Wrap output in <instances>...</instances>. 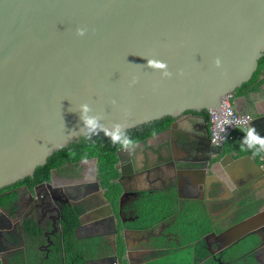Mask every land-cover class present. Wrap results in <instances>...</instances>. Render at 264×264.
<instances>
[{"label":"water","instance_id":"water-1","mask_svg":"<svg viewBox=\"0 0 264 264\" xmlns=\"http://www.w3.org/2000/svg\"><path fill=\"white\" fill-rule=\"evenodd\" d=\"M77 28L86 34L77 36ZM263 56L264 0H0V188L85 136L78 112L84 103L101 123L127 130L171 116L164 133L192 116L208 141L200 112L231 97ZM147 58L166 62L172 78L147 68ZM133 78L138 82L130 86ZM210 146L220 162L233 159L223 144ZM116 155L124 193L122 165L130 155L120 149ZM86 161L95 177L97 159L79 165ZM199 169L203 179L205 168ZM54 171L34 186L36 196L54 185Z\"/></svg>","mask_w":264,"mask_h":264},{"label":"crops","instance_id":"crops-1","mask_svg":"<svg viewBox=\"0 0 264 264\" xmlns=\"http://www.w3.org/2000/svg\"><path fill=\"white\" fill-rule=\"evenodd\" d=\"M261 77H264V68ZM263 88L262 84L261 89ZM263 98V91L251 93L249 96L230 97L236 111H245L253 115L252 119H256L253 122L254 127L260 135H264ZM199 122L200 120L195 117L183 116L174 122L167 133L156 134L148 141V145L155 147L157 151L146 155L148 163L153 164L154 169L139 170L143 166L145 156L142 154V147L139 151L135 150L132 155L133 168L130 167L131 158L122 165L123 183L127 186L133 184L144 187L153 182L157 185L155 194L163 192L174 195L177 210L169 218L183 225L179 230L181 232V229H184L186 249L190 256L194 255L192 264L205 262V258L196 261L200 252L198 250L205 253L204 249H208L210 254L217 251L216 238L221 240L220 251L234 250L236 255L233 264H264V159L262 156H252L251 152L230 150L233 159L223 157L220 162L219 158L215 157L214 150H210L209 140L198 135L201 126ZM243 135L241 130L233 129L230 139L237 142ZM165 136L170 137L171 156L162 149ZM187 137L192 138V141L181 142L183 140L187 142ZM188 144L193 146L189 147ZM203 153L207 154L208 161L198 159ZM164 156L172 158L177 165L174 164L172 167L164 165L160 161ZM85 165H88L87 161ZM200 165L205 168L206 174L203 179H200ZM66 170L59 171L58 177L55 176L60 184L73 181L67 178L70 173ZM168 181H171L169 187L159 188L162 183H169ZM210 184L216 189L211 188ZM23 194V189H17V199H21ZM149 196L151 195L144 194V197ZM16 208L17 213L24 211L26 207L18 200ZM181 210L184 211L183 217L180 216ZM17 217H10L7 223L14 227ZM202 224H207L210 229H205ZM192 236L195 237L192 239ZM206 236H211L208 242L204 239Z\"/></svg>","mask_w":264,"mask_h":264},{"label":"flooded vegetation","instance_id":"flooded-vegetation-1","mask_svg":"<svg viewBox=\"0 0 264 264\" xmlns=\"http://www.w3.org/2000/svg\"><path fill=\"white\" fill-rule=\"evenodd\" d=\"M155 135L138 141L139 147L136 151L142 147V154L145 156L143 166L139 170L147 171L155 168L153 164L148 163L146 156L149 152H157L155 147L148 145V141ZM186 140L187 142L184 140L181 142L189 143L192 138L187 137ZM188 145L193 146V144ZM162 149L171 156L169 136H165ZM130 158V167L133 168L132 155L127 160ZM161 158L160 161L168 167L177 165L170 157ZM198 159L206 161L207 154L203 153ZM72 166L66 165L64 168L70 173L67 178L74 181L82 180L81 183H64V185L55 179L54 185L38 189L39 196L33 192L35 185L31 190L20 186L17 189H23L24 194L15 204L19 200L20 204L26 207L25 210L16 213V208L10 214L0 207V264H158L160 259L163 262L168 260L165 257L169 255L167 245L171 241H174L173 253L186 249L182 229L181 232L180 228L171 231L175 221L169 217L159 218L157 223L151 225L139 224L138 203L144 198V194H155L156 183L152 182L144 187L133 184L127 186L123 183L126 190L124 193L121 191L123 194L122 196L120 194L118 209L115 211L105 195L104 188L99 184L104 197L100 196L101 189H98L97 174L95 177L91 176L89 164H84L83 167L77 164L76 169H72ZM58 173L59 171L55 170L54 176ZM168 182L162 183L159 188L169 187L171 181ZM64 207H69L71 210L80 209L79 223L74 230L76 246L71 251H67L64 245L61 224ZM16 216L18 217L15 226L12 227L7 221L10 217ZM25 226L38 229L37 234L26 232ZM204 239L208 242L211 236H206ZM158 241H162L160 242L162 246H159ZM220 241L216 238L215 243L218 247L216 252L210 254L208 249H204L205 255L201 258H205L203 264L235 262V256H227L223 249L220 251L222 248ZM223 257L225 260L222 259Z\"/></svg>","mask_w":264,"mask_h":264},{"label":"trees","instance_id":"trees-1","mask_svg":"<svg viewBox=\"0 0 264 264\" xmlns=\"http://www.w3.org/2000/svg\"><path fill=\"white\" fill-rule=\"evenodd\" d=\"M263 68L264 56L259 60L258 68L253 73L251 78L236 88L232 96H249L251 93H258L261 91H263L264 94V88L261 89V85H264V77H261ZM186 113L195 114L196 112L187 111ZM200 114L204 115L207 119V111H201ZM173 121V117L165 116L160 119L143 123L135 129H129L127 131L133 138L139 141L153 135V132L157 134L168 128ZM239 141L236 142L235 139H227L223 145V153L234 150V147L239 144ZM118 149V146L111 144L108 138L104 137L103 133H100L99 136L92 137V140H87L85 136H80L78 139L71 141L64 147L54 151L47 157L46 162L43 165L35 168L32 175L26 176L15 183L1 187L0 207L12 214L16 209V190L18 187L23 186L31 190L34 185L43 181H48L53 170L62 171L66 165H73L72 169H76L79 162L95 157L97 159L98 182L101 187L104 188L105 195L109 199L112 207H114V210L117 211L118 199L122 191L121 185L116 181L119 176V172L115 167L117 162L116 153ZM240 152L242 153L244 151ZM176 210V200L172 193L162 192L149 197H144L140 199V202L138 203L137 214L140 219L139 224H143V226L155 224L159 221V218H163L165 216L169 217L176 212ZM180 212H182L180 216L183 217L184 211L181 210ZM79 213V208L71 210L69 207H64L63 210L61 224L63 229L64 245L67 251H71L76 246L74 245V230L79 223ZM202 226L205 229H210L207 224H202ZM28 227L25 226L26 232L31 233L32 235L37 234L38 229L35 230L33 227ZM194 237L195 236H192V239ZM198 251H200L197 256L199 260L204 257L205 253L202 250ZM222 259H224V257Z\"/></svg>","mask_w":264,"mask_h":264},{"label":"clouds","instance_id":"clouds-1","mask_svg":"<svg viewBox=\"0 0 264 264\" xmlns=\"http://www.w3.org/2000/svg\"><path fill=\"white\" fill-rule=\"evenodd\" d=\"M85 34H86L85 28L76 29L77 36L83 37ZM215 64L218 68L221 66V61L219 58L216 59ZM146 67L152 69L153 71L159 72L162 78L170 79L173 76V73L169 70L168 64L164 61L154 58H147ZM137 82H138L137 79L133 78V80L130 82V86H134ZM113 103H115V101H113ZM78 112H79L80 120L82 121L83 124V127L80 129L79 133H84L85 138L87 140H92V137L99 136L100 133H103L104 137L108 138L111 144H113L114 146H118L120 150H122L125 153H128L129 155L134 153L135 150L139 147L138 141L130 135L125 125L121 123H113L109 127L101 123V120L103 118L99 115H90L92 109L87 103L81 104L79 106ZM249 114L251 115V120H252L253 115L251 113ZM225 123H231V122L225 121ZM207 125H208V112H207ZM243 132L245 134L241 138L240 150L251 152V155L254 157H259L262 154H264V136H261L256 131L254 126L245 127L243 129ZM79 133H73V134L75 135ZM153 135H155V132H153ZM230 138H231V134H228L227 138L223 142L219 143V145L224 144V142ZM209 142L213 144L210 141V133H209ZM213 145H218V144H213ZM190 260L192 261L194 260V255L190 256ZM197 260L198 259H196V261Z\"/></svg>","mask_w":264,"mask_h":264},{"label":"built area","instance_id":"built-area-1","mask_svg":"<svg viewBox=\"0 0 264 264\" xmlns=\"http://www.w3.org/2000/svg\"><path fill=\"white\" fill-rule=\"evenodd\" d=\"M250 120L251 115L249 113L236 111L229 98H226L218 108L208 111L210 141L213 144L223 142L232 128L245 127ZM225 121L231 123H225Z\"/></svg>","mask_w":264,"mask_h":264},{"label":"rangeland","instance_id":"rangeland-1","mask_svg":"<svg viewBox=\"0 0 264 264\" xmlns=\"http://www.w3.org/2000/svg\"><path fill=\"white\" fill-rule=\"evenodd\" d=\"M180 222H177L176 224H174L171 227V231H175L178 228H180L181 226H183L182 224H179ZM183 234H184V229L182 230ZM160 242L162 241H158V243L160 244ZM159 246H162L161 244ZM172 246V248H171ZM174 247V241H171L170 243H168L167 245V251L169 253V255H167L165 258H168V260L166 262H163L162 259H160V261H158V264H192V262H190V255L186 252H188L187 249H182L181 251H177V252H172V249ZM241 249V248H240ZM175 251V250H173ZM163 253H165L164 251H162ZM173 253V254H172ZM226 255L229 256H235L236 254L234 253V250L229 249L226 251ZM186 260L188 263H186Z\"/></svg>","mask_w":264,"mask_h":264}]
</instances>
